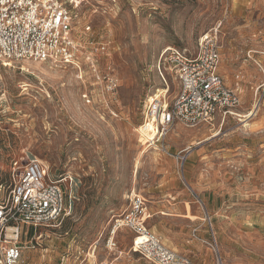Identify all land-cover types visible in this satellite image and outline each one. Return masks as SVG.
I'll list each match as a JSON object with an SVG mask.
<instances>
[{
    "label": "rangeland",
    "instance_id": "374dc122",
    "mask_svg": "<svg viewBox=\"0 0 264 264\" xmlns=\"http://www.w3.org/2000/svg\"><path fill=\"white\" fill-rule=\"evenodd\" d=\"M68 1L80 44L73 64L0 66V180L15 162L41 160L63 180L71 206L58 226L22 237L37 243L23 249L20 264H149L130 249L133 234L125 228L108 244L110 224L132 191L165 205L169 215L157 218L155 232L183 244L197 264H213L208 243L223 264H264V0ZM214 30L220 74L238 86L234 115L177 124L164 149L142 144L137 128L147 99L166 88L171 99L178 88L173 75L159 74L161 52L176 47L192 56ZM94 67L116 79L114 93Z\"/></svg>",
    "mask_w": 264,
    "mask_h": 264
},
{
    "label": "built area",
    "instance_id": "2783aa9c",
    "mask_svg": "<svg viewBox=\"0 0 264 264\" xmlns=\"http://www.w3.org/2000/svg\"><path fill=\"white\" fill-rule=\"evenodd\" d=\"M74 19V1L0 0V66L23 60L73 64L80 49L73 36ZM219 48L214 30L199 38L192 56L176 47L161 52L159 74L163 79L166 74L173 75L178 88L171 99L167 97L168 88L147 99L138 126L142 144L163 147L164 139L177 124L192 128L211 123L217 116L224 119L234 115L240 96L237 88L227 86L220 74ZM97 49L106 51V45ZM92 71L97 81L106 79L107 93L116 91L114 77L98 74L95 67ZM82 98L91 103L88 94ZM62 182L53 179L48 166L38 159H26L21 165L15 162L7 178L0 181V264H20L23 249L37 243L32 238L23 243L22 237L26 238L31 229L58 226L70 214ZM147 217L145 197L132 191L127 206L110 224L108 244L119 229L125 228L133 234L130 249L147 263L197 264L188 255L166 246L147 227ZM195 232L193 229V236ZM208 244L215 254L213 264H223L217 245Z\"/></svg>",
    "mask_w": 264,
    "mask_h": 264
},
{
    "label": "crops",
    "instance_id": "0c3cea01",
    "mask_svg": "<svg viewBox=\"0 0 264 264\" xmlns=\"http://www.w3.org/2000/svg\"><path fill=\"white\" fill-rule=\"evenodd\" d=\"M235 85H237L236 81H235ZM238 90V86H235ZM146 199V198H145ZM153 203H150L147 199H146V207H147V220H146V225L147 227L155 234L157 235L162 241L163 243L168 246L169 248L177 251L180 250L178 252L180 253H185L186 249L185 246L183 244H173L168 240V237L165 236V234L159 230V233H156L155 230L157 229V225H156V221L157 218L161 217V215H169L168 213H165V210L163 209V207L165 205L161 204L160 202H156L153 205H151ZM173 207V205H171L170 207L166 208L167 209H171ZM185 213H184V217H188L187 216V208L185 209ZM193 229L191 230L192 233ZM197 232V231H196ZM195 232V234H196ZM184 251V252H183ZM192 252V250H190ZM190 256V255H189ZM191 258V257H190ZM101 261H106L107 263L111 264V262H108L107 260H101ZM100 262V261H99ZM195 262V261H194ZM196 263V262H195Z\"/></svg>",
    "mask_w": 264,
    "mask_h": 264
},
{
    "label": "bare ground",
    "instance_id": "6f19581e",
    "mask_svg": "<svg viewBox=\"0 0 264 264\" xmlns=\"http://www.w3.org/2000/svg\"><path fill=\"white\" fill-rule=\"evenodd\" d=\"M165 91H166L165 89L158 90V93H157V94H159V93H164ZM256 108H257V107H256V105L254 104V105H253V110L250 111V112H248V113H246L245 115H243L244 118H241V119H240V122H245L244 125H248V119H250V118L254 115V113L257 111ZM254 109H255V110H254ZM245 127H246V126H245ZM137 130H138V128H137ZM215 134H216V133H215ZM140 138H141L140 141L143 140V135H141ZM146 148H147V146L144 147V149H143L142 151H145Z\"/></svg>",
    "mask_w": 264,
    "mask_h": 264
},
{
    "label": "trees",
    "instance_id": "16d2710c",
    "mask_svg": "<svg viewBox=\"0 0 264 264\" xmlns=\"http://www.w3.org/2000/svg\"><path fill=\"white\" fill-rule=\"evenodd\" d=\"M1 181V180H0Z\"/></svg>",
    "mask_w": 264,
    "mask_h": 264
}]
</instances>
